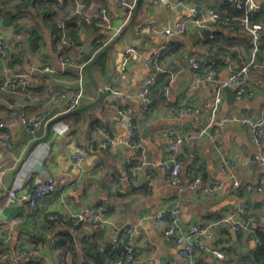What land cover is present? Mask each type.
<instances>
[{"label": "crops", "instance_id": "obj_1", "mask_svg": "<svg viewBox=\"0 0 264 264\" xmlns=\"http://www.w3.org/2000/svg\"><path fill=\"white\" fill-rule=\"evenodd\" d=\"M103 1L112 30L83 29L79 35V42L84 52H87L120 29L117 35L120 36L119 40L92 68L95 82L104 90L103 99L96 107L66 117L53 125L47 141L27 155L33 142L46 136L47 124L66 114L63 113L66 101L77 93V85L72 74L67 72L51 76L46 86L36 84L33 80L27 86L22 87L20 83L15 86L16 63L13 64V57L20 53L19 44L27 42L31 28L38 21L35 15L42 12V7L33 5L24 13L26 15H19L16 14L20 11L17 0H0V36L4 38L6 46L5 53H0V122L10 118V111L17 112L12 119L14 126L9 146L3 145V137L7 132L0 129V168L5 170L3 189L0 192V238L9 234V246H18L23 252L33 253L34 261L38 264H65L59 260L57 251L51 246L54 237L64 229L69 228L73 233L80 254L83 241L96 240L101 250L104 244L109 249L116 248L111 243L113 235L120 228L132 226L135 245L132 264H187L179 257V247L174 240L164 237L162 228L155 227L148 219L156 212L176 208L184 233L192 226H212L213 239H203L202 244L225 254V259L220 261L200 252L195 259L197 264H235L236 260L248 254L254 241L250 235L234 231L232 224L224 222V219L232 216L235 222L249 220L253 228H264V194L255 192V188L264 181V165H251L255 148L250 132L245 128L228 125L218 136L226 156L233 161V170L240 182L237 190L232 187L229 176L218 169L216 145L209 137L211 130L199 141L183 145L180 181L184 188L179 190L171 185L163 166L169 140L162 137L160 132L169 128L190 132L205 125L215 96L219 93L222 99L217 116L228 113L259 116L264 109V68L256 65L249 68L248 79L255 93L254 99L234 100L229 105L227 94L224 89L220 91V86L230 73L238 71L250 60H247L245 54V32L242 29L229 31L232 26H228L224 34H228L229 39L221 41L223 52L209 50L206 42L208 38L201 35L205 29L189 27L183 35L174 38L161 33L165 28H173L179 21L189 18L191 6L214 7L222 0H184L182 5H179V0H163L160 5L150 0H141L133 16L135 0L128 20L123 9L116 6L115 0ZM40 2L44 3L45 0ZM65 11L59 9L58 17L63 16ZM93 11L94 6L91 5L87 13ZM37 24L39 47L36 50H23L20 64L25 73L44 64L57 66L58 53L53 48L51 36L41 21ZM163 46L165 48L155 72L157 79L168 85L169 97L168 100L164 99L161 88H155L149 111L141 115L138 99H124L118 94L133 93L141 86L151 73L144 63V57L155 54ZM128 47L135 48L139 55L126 58L124 51ZM261 48L257 62L264 60V44ZM190 57H195L200 64L210 68L214 78L197 80V76L201 77V71H192L188 64ZM31 73L33 79L38 78V73ZM85 78H88L86 73ZM87 83L83 88L84 95L75 109L97 98V91L89 78ZM61 91L68 93L67 98L58 107L48 109L51 97ZM187 106L202 111L197 115L179 117L178 111ZM118 110H122L125 117L118 115ZM37 114L46 119L55 117L39 130L26 132L20 122L21 118L29 120ZM127 117L133 119L136 126L130 145L126 144L129 137ZM145 127L150 128L143 138ZM100 129L105 130V135L100 133ZM106 138L111 140V144L103 147ZM78 146L86 149L92 146L94 149L88 150L82 163L74 165L71 156ZM262 155L264 157V139ZM143 158L149 165L141 166ZM24 159L26 161L15 176L14 183L24 180L34 186L52 180L63 192L54 194L40 205L36 215L38 224L35 225L28 218L29 212L24 202H9L6 197L14 171ZM125 166L128 167L127 172L133 169L135 179L124 180ZM195 176H200L208 183L219 182L221 189L211 198L203 195L200 190L187 189V184ZM117 188L120 191H116ZM85 206L105 207L106 223L94 226L86 217L82 224L71 223L73 226H70L68 220L77 218L76 214ZM49 216L56 220L51 228L44 222ZM33 236L35 239L43 238L45 242L39 243L37 250H30L33 247L30 244L34 241ZM82 261L79 259L76 264L86 262ZM88 262L91 264L90 260Z\"/></svg>", "mask_w": 264, "mask_h": 264}, {"label": "built area", "instance_id": "obj_2", "mask_svg": "<svg viewBox=\"0 0 264 264\" xmlns=\"http://www.w3.org/2000/svg\"><path fill=\"white\" fill-rule=\"evenodd\" d=\"M152 3L160 5L163 0H150ZM232 6L243 10V17L241 19V29L247 35L248 45L250 46V60L247 64L242 66L238 71L230 73L227 78L222 82L220 86V91L224 88H230L233 90L235 100L242 101L247 100L251 101L254 99L255 93L253 88L249 85V68L252 65H256L259 68H264V60L257 62L256 58L260 52L261 47V32H264V23H253L250 21V15L264 12V0L257 2L256 0H227ZM184 0H179V5H182ZM115 4L118 8H122L123 12L126 15V20L129 19L131 11L134 8V3L129 4L126 0H115ZM76 8L74 14L79 13L81 9V4L75 1ZM68 7H65V4H60V10H67ZM190 16L189 18L179 21L175 24L173 28H165L161 33L167 37H178L183 35L189 27L196 29H207L210 30V34L207 37L209 40L214 39V29L215 24L218 22V17L213 10V8L200 5V6H191L189 8ZM23 21V18H22ZM21 21V22H22ZM98 26L103 27L105 30H112L111 21L106 9H102L99 14ZM59 29L62 32H65V27L63 24L58 25ZM120 33V29L116 30L115 33L110 36V40L115 39ZM73 47L72 43H69V40L65 34L61 38V46L59 52H57V66L51 64H44L43 66L35 67L31 71L39 74L40 78L33 79L31 71L25 73L22 69L21 64L15 65V80H18L20 85L27 86L33 80L36 84H44L45 86L50 83L51 76L63 75L66 72H73L76 76V85L77 93L73 95L66 101V110L63 113L70 112L77 108L79 100L84 95L83 90V80L86 73V67L88 62H81L80 58L84 53V47L82 44H79L73 48V55L71 52L66 49ZM165 47H161L158 51L151 55L144 57L145 65L151 70L152 66L157 64L158 59ZM6 50L4 38L0 36V53L4 54ZM126 58H131L133 56H138L139 52L132 47L125 49ZM189 67L193 72L198 73L201 69L200 62L195 57L188 58ZM150 72V71H149ZM197 75V74H196ZM32 78V79H31ZM214 78V72L210 71L203 76H197V80L205 81L212 80ZM157 84V78L154 73H149L146 79L143 81L141 86L134 91L133 93L118 94L124 99L136 98L140 101V114L145 115L151 105L152 91ZM163 98L168 100V85L163 84L161 87ZM68 96V93L64 91L58 92L51 97L49 108L54 109L59 106ZM222 96L220 93L215 96L214 105L211 108V113L208 122L203 125L195 128L190 132H182L175 128H169L162 130L160 135L169 140L168 153L167 157L163 162L165 167L169 183L179 190H183L184 186L180 181V172H181V160L180 154L182 147L185 143H193L199 141L204 135L211 130L210 139L215 142V149L217 150L219 157L218 169L222 173L229 176L230 183L232 187L237 190L240 186L238 177L236 176L235 171L233 170V161L226 156L224 152V146L218 140L219 134L228 126L235 125L239 128L247 129L252 137L253 146L255 148V154L251 158V165L261 164L264 165V157L262 155V144L264 139V109L261 114L257 117H252L247 114L238 115L233 113L224 114L222 116H217V111L219 104L221 103ZM202 109L187 106L178 111V116H192L200 114ZM118 115L123 117L124 114L122 110L117 111ZM17 115V112L12 110L10 111V118L7 120H2L0 122V129L5 130L7 133L3 137V145L9 146L11 142V130L14 126V121L12 120ZM55 116H52L53 118ZM46 119L45 116L40 114L35 115L29 120L21 118L20 122L26 132L33 133L39 130L41 127L46 125L51 119ZM127 134L128 139L126 141L127 145H130V142L133 135L136 132V126L133 122V119L130 117L126 118ZM100 133L105 135V130L100 129ZM103 142L102 146H109L111 140ZM91 146L89 149L78 146L75 147L74 153L71 156V162L74 165L82 163L87 157L88 150H93ZM149 163L143 158L141 160V166H147ZM124 170V180L127 178L135 179L136 173L133 169L127 172V166ZM5 170L0 168V192L3 189V177ZM187 189L190 190H200V192L207 197H214L218 191L221 189V184L219 182L208 183L205 182L200 176H195L187 184ZM116 191H120L118 188ZM63 193L62 190L58 189L55 183L52 180L44 181L38 185H29L25 183L24 180L17 181L12 185V187L7 190L6 197L9 202L21 201L26 204L29 215H37L40 209V205L44 203L47 199L52 197L56 193ZM255 192L258 194H264V181H262L256 188ZM106 209L105 207L94 208L91 206H85L81 208L76 214L77 218L75 224H82L86 217L90 219V222L93 225H103L106 223L105 217ZM155 227L162 228V234L166 238H172L174 243L179 247V257L184 260L187 264H197L195 259L198 253H206L216 260L223 261L225 259V254L213 247L205 246L202 244L203 239H213V230L212 226H192L187 232H183L182 226L179 222L178 210L176 208H171L169 210L159 211L155 214H152L148 217ZM224 222L232 224L234 231H240L243 234L253 236L255 230L261 231L264 228H253L251 224L247 222H235L232 216L224 219ZM134 233V228L132 226H127L120 228L113 235L111 243L115 246L119 244L123 245L126 256L124 259H120L112 264H132L135 245L132 239ZM3 243L0 246V264H27L29 261L34 260L33 253L23 252L18 246L11 248L9 246L10 235H3ZM256 243L257 240H255ZM207 264V263H202Z\"/></svg>", "mask_w": 264, "mask_h": 264}, {"label": "trees", "instance_id": "obj_3", "mask_svg": "<svg viewBox=\"0 0 264 264\" xmlns=\"http://www.w3.org/2000/svg\"><path fill=\"white\" fill-rule=\"evenodd\" d=\"M17 1H18L17 7L20 11H18L16 14L19 15L27 13L28 9L30 10V8L33 7V5L34 6L40 5L42 7V12L36 14L35 16L37 17L38 21H41V23L45 26V29L48 30L52 39L51 41L53 44V48L55 49L56 52H59L61 46V38L62 35L65 34V32H66V37L69 40V43L73 44V47L70 48L68 47L66 50L69 52L72 51L71 55H73V48L80 44L79 35L81 30L93 29L95 31H99V30L105 31L103 27L98 26L100 11L105 7V2L103 0H62V2H59L58 0H45L44 3L40 2V0H17ZM75 1L79 2L82 6L79 13L77 14H74V10L76 8ZM134 1L135 0H126V2L129 4H133ZM45 3L47 4V6H42ZM61 3L65 4V7H68V9L67 11H65V14L59 18L58 10L60 9ZM91 5L94 6V11L93 13L88 14L87 10ZM211 8H213V10L215 11L218 17V22L215 24L214 39L212 40L208 39L206 40V42L208 44L210 51L213 52V50L217 49V51L223 52L224 48L222 47L221 41H227L229 39L228 34L225 35L224 31L228 30L227 29L228 26H232L231 30L229 29V31L233 30L234 32H237L241 30V19L243 17V10L232 6L227 0H222L218 6H214ZM250 21L253 23H261V24L264 23V12L262 11L260 13L250 15ZM37 22L31 28L27 42H25V44L23 43L19 44L20 53L14 55L12 61L13 64L15 63L20 64L22 62L24 49L31 48L32 50H36L39 47L38 42L40 35H39V26ZM60 23L64 25L65 32H62L59 29L58 25ZM261 39H262L261 40L262 42L261 47H262L264 44V32H261ZM109 40H110V35L104 38V41L95 44L92 50L84 52L80 58V61L89 63L91 59L94 57V55L98 51H100L106 45V43H108ZM246 44L247 46L245 48V54L247 55V60H248L250 58V46L248 45L247 39H246ZM261 47H260V52L262 49ZM160 60L161 59L159 58L157 64L153 65L150 70L152 73L155 74L156 78H157L156 75L157 73L155 71L158 67L157 65L159 64ZM200 71L201 73L198 72L199 75L203 76L208 72H210L211 69L201 64ZM67 74H72L73 79L76 80V76L73 72H68ZM38 78H40V76H38ZM14 82H15V86L19 85L18 80H14ZM164 83L165 82L162 81L161 79L160 80L157 79V84L155 85L152 91L151 99L155 88H158V90H160V88ZM160 92L161 94H163L162 91ZM28 218L30 222H32L34 225L38 224L36 215H29ZM55 221H56L55 217L49 216L48 220L47 221L45 220L44 222L51 228L54 227L53 225ZM245 222L251 224L249 220H245ZM68 223L70 226H73V224L71 223L75 224V220L74 219L68 220ZM251 238L254 241V245L252 249L248 252L247 255L236 260L235 264H259L260 261L264 258V229H262L261 231L255 230ZM255 240H257L258 243H256ZM3 241L4 239L2 236L0 238V246L3 243ZM39 243L40 244L45 243L43 238L40 237H37V239L34 238V241L30 243L33 244L32 245L33 247L30 250H37ZM75 244H76V239L73 233L69 231V228H66L64 229L63 232H60L59 234H57V236L54 237L51 246L54 250L57 251L59 260L65 264L68 263L76 264V261L79 259L86 261L83 264H90L88 262L89 260L91 261V264H112L113 262H116L120 259H124V257L126 256L122 244H119L116 248L113 249H109L108 245L104 244L102 245L103 249L101 250L96 240L83 241L81 243L82 248L80 249L81 250L80 254H79L80 251L79 249L77 250ZM26 251H29V249L26 248ZM27 264H38V262L32 260L29 261Z\"/></svg>", "mask_w": 264, "mask_h": 264}, {"label": "water", "instance_id": "obj_4", "mask_svg": "<svg viewBox=\"0 0 264 264\" xmlns=\"http://www.w3.org/2000/svg\"><path fill=\"white\" fill-rule=\"evenodd\" d=\"M141 0H137L136 2V5H135V8H134V12H133V16H134V13L136 12L137 10V7L139 5ZM133 16L131 17V21L133 20ZM129 23V22H128ZM210 34V30H204L202 32V36L203 37H208ZM121 35V34H120ZM120 36H117L115 39H113L111 42H109L108 44H106L100 51H98L94 57L91 59V61L87 64V67H86V74L88 76V78L90 79L91 83L93 84L95 90L97 91V98L95 101L85 105V106H82L78 109H75L69 113H66L62 116H59L57 118H54L52 119L48 124H47V133H46V136L39 139V140H36L33 142V144L31 145V147L29 148L28 152H27V155L31 154L34 149L41 143L43 142H46L47 139L49 138L50 136V133H51V128L53 125H55L56 123L62 121L63 119H65L66 117H69L71 115H74V114H77V113H81V112H84V111H87L91 108H94L96 107L97 105H99L103 99V95H104V90L102 88H100L98 86V84L95 82V79L93 78V75H92V68L98 63V61L102 58V56L119 40ZM224 91L226 92L227 94V102L229 105H231L234 100H235V97H234V93H233V90L230 89V88H224ZM150 127H145L143 129V132L146 133L143 138L146 137L147 135V131L149 130ZM25 159L22 160L20 162V164L18 165V167L16 168V170L14 171V177H13V180H12V184L10 185V187L8 188V190L12 187V185L14 184L15 182V176L18 174V172L20 171L22 165L25 163ZM259 264H264V258L260 261Z\"/></svg>", "mask_w": 264, "mask_h": 264}, {"label": "rangeland", "instance_id": "obj_5", "mask_svg": "<svg viewBox=\"0 0 264 264\" xmlns=\"http://www.w3.org/2000/svg\"><path fill=\"white\" fill-rule=\"evenodd\" d=\"M87 81H88V78H85V75H84L83 88H84V85H85V84H86V85L88 84Z\"/></svg>", "mask_w": 264, "mask_h": 264}]
</instances>
